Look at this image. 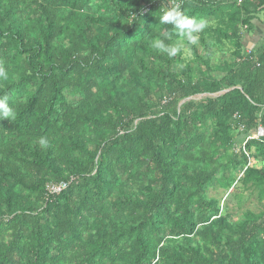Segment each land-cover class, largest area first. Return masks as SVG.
Returning <instances> with one entry per match:
<instances>
[{
  "label": "trees",
  "instance_id": "1",
  "mask_svg": "<svg viewBox=\"0 0 264 264\" xmlns=\"http://www.w3.org/2000/svg\"><path fill=\"white\" fill-rule=\"evenodd\" d=\"M172 2L0 0V96L16 113L0 120V264H264V211L233 223L207 196L238 180L264 201L263 168L233 151L240 124L264 126V45L242 52L241 27L264 0H175L226 11L217 31L237 48L195 77L150 46L178 39L159 24ZM247 148L264 160V141Z\"/></svg>",
  "mask_w": 264,
  "mask_h": 264
},
{
  "label": "rangeland",
  "instance_id": "2",
  "mask_svg": "<svg viewBox=\"0 0 264 264\" xmlns=\"http://www.w3.org/2000/svg\"><path fill=\"white\" fill-rule=\"evenodd\" d=\"M256 16V19L253 20L254 24H258L259 26L260 22L264 23V11L260 12L257 17ZM204 19L207 20L208 26L203 31H206L207 33H205L203 36V31L200 33V40L198 45L188 46L185 42L186 46L177 56L174 57L172 63L173 68L180 74L182 71H184V73H187V75L195 77V70L191 69L196 68L197 65H201L208 59H210L208 61L209 65L214 70H216L217 72H223L222 67L224 66V63L231 62L233 59V51L237 49L236 46L232 41L221 37L219 32L217 31L218 29L224 30L227 26L229 22L227 12L224 10H220L216 17H205ZM241 27L242 46H247L244 47L246 49L242 47V52H247L250 44H252L251 46L254 45V43H251V41L255 38L256 35H250V33L247 32L250 30V26L246 25L245 23H242ZM258 31L263 33V38L260 37V39H262L257 44V46L260 47L261 45H264V29L260 28ZM176 40L177 39H173V43H175ZM204 40L208 42L209 46L205 45ZM64 44H67V42L64 41ZM225 91L226 90L218 93L196 94L184 99L181 103L188 100H200L208 97H216L223 94ZM78 97L79 96H77L76 98ZM236 135H238V138L237 140H235L236 144H234V147L235 145L239 147L245 140V136L247 134L245 135L243 131L239 130L238 134ZM233 151L237 155H242L238 154L234 149ZM254 152V149H252L251 162H248L247 166L258 164V166L260 168H263L264 170V160L255 159L254 157H252V153L254 154ZM242 174L243 170H238V179ZM216 176H218V174ZM73 178L74 177L72 176L69 180H72ZM234 187L235 188H230L229 190H225L222 187H211L207 193L208 198H215L220 201V209H223V214L229 217L233 223H240L241 221L245 220L246 212L249 210H252L256 213L264 211V201H259L258 192L254 190L250 184L244 185L237 180L235 181Z\"/></svg>",
  "mask_w": 264,
  "mask_h": 264
},
{
  "label": "clouds",
  "instance_id": "3",
  "mask_svg": "<svg viewBox=\"0 0 264 264\" xmlns=\"http://www.w3.org/2000/svg\"><path fill=\"white\" fill-rule=\"evenodd\" d=\"M133 22V21H132ZM130 22V23H132ZM159 24L171 25L176 30L178 39L173 44L166 41L171 39L168 35L151 39L150 46L153 50L166 54L169 58L177 56L186 46L198 45L200 33L208 26L206 19L196 16H188L182 10L179 3L175 0L169 5L161 9L159 16ZM6 73L0 70V78H4ZM16 113L10 106L7 96H0V120L7 118L10 121L14 120ZM247 136V135H246ZM245 136V137H246ZM39 143L42 147H47L48 140L46 137H41Z\"/></svg>",
  "mask_w": 264,
  "mask_h": 264
},
{
  "label": "built area",
  "instance_id": "4",
  "mask_svg": "<svg viewBox=\"0 0 264 264\" xmlns=\"http://www.w3.org/2000/svg\"><path fill=\"white\" fill-rule=\"evenodd\" d=\"M239 1L241 2V0ZM166 101L167 100H164L163 102H166ZM234 117L237 118V120H239L241 116L239 113H235ZM240 130L243 132L246 131L245 125L243 123L240 124ZM251 139H257V140L264 141V126L259 124L256 129L249 131L247 133V136L245 137V140L242 142L241 146L237 147L235 145V147L233 148L238 154H244L249 159V162H251V151L248 150L247 143ZM73 179L69 181H61L58 183H49L47 185V189L51 194L60 193L62 190H64L69 185V182L73 181Z\"/></svg>",
  "mask_w": 264,
  "mask_h": 264
},
{
  "label": "crops",
  "instance_id": "5",
  "mask_svg": "<svg viewBox=\"0 0 264 264\" xmlns=\"http://www.w3.org/2000/svg\"><path fill=\"white\" fill-rule=\"evenodd\" d=\"M254 26H255L254 31L251 32L250 35H251V34H252V35L255 34L256 36H255V38L251 41V43H254V45L251 46L252 44H250L249 49L256 48V47H257V44L259 43V41L263 38V37H262V36H263V33L260 32V31H258V30H259L260 28H261V29H264V23H263V22H260L259 26H258V24H254ZM255 31H256V32H255ZM260 37H262V38L260 39ZM245 47H247V46H245ZM249 49H247V50H249Z\"/></svg>",
  "mask_w": 264,
  "mask_h": 264
}]
</instances>
